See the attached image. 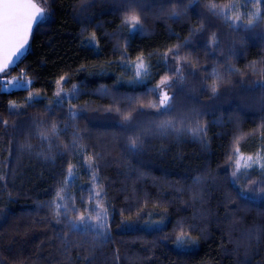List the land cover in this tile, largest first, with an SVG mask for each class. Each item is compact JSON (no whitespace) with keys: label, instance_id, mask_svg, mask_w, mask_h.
<instances>
[{"label":"trees","instance_id":"16d2710c","mask_svg":"<svg viewBox=\"0 0 264 264\" xmlns=\"http://www.w3.org/2000/svg\"><path fill=\"white\" fill-rule=\"evenodd\" d=\"M37 1L0 74V264H264V167L236 170L264 161V0Z\"/></svg>","mask_w":264,"mask_h":264},{"label":"water","instance_id":"95a60500","mask_svg":"<svg viewBox=\"0 0 264 264\" xmlns=\"http://www.w3.org/2000/svg\"><path fill=\"white\" fill-rule=\"evenodd\" d=\"M45 14L37 0H0V74L16 67L26 55Z\"/></svg>","mask_w":264,"mask_h":264},{"label":"rangeland","instance_id":"374dc122","mask_svg":"<svg viewBox=\"0 0 264 264\" xmlns=\"http://www.w3.org/2000/svg\"><path fill=\"white\" fill-rule=\"evenodd\" d=\"M252 1V0H251ZM255 1H257V0H255ZM241 6H242V3L240 4ZM257 8V5H255V9ZM231 17H232V19L233 20H237L240 16H241V14H242V12H239V9H237V8H232L231 10ZM258 12L256 11V14H257ZM20 77H21V79L19 78V76L18 75H15L12 79H10L9 81H8V84L5 86V89L6 90H13V89H15V88H19V87H21V86H25V85H29V82L28 81H23V79H24V76H21L20 75ZM101 134H108V135H110L111 137H112V139H114L115 138V133L114 132H112V131H103V133H101ZM253 157V156H252ZM257 157V156H256ZM256 157H253V160L250 162V166H248V167H245V166H241V167H237L236 166V170L237 171H240V170H244V176H245V180H248L249 182L251 181V174H252V168H254L255 166H261L260 167V169L259 170H262V167H264V161L262 162V161H257V159H256ZM119 164V163H118ZM241 164H243V161H241ZM121 165H124V164H120V166ZM126 165V164H125ZM127 176V175H126ZM210 177L209 176H207V179H209ZM195 181V180H194ZM196 187L198 188L199 186L201 187V184H199L197 181H196ZM199 192V191H198ZM99 206H98V209H100V210H102L101 208H102V203H99L98 204ZM100 210L98 211V213L97 214H95V218H96V220L98 221V222H102L101 224H102V226L101 227H103V221H101L102 219H103V216H106L105 215V213H103V212H105V211H101V213H100ZM207 213V210H205V211H203V213H202V216H207V218L209 217V219L211 218L208 214H206ZM100 214V215H99ZM232 218H234L233 216H232ZM90 221V220H89ZM94 222H95V220H94Z\"/></svg>","mask_w":264,"mask_h":264},{"label":"snow or ice","instance_id":"6c2138e0","mask_svg":"<svg viewBox=\"0 0 264 264\" xmlns=\"http://www.w3.org/2000/svg\"><path fill=\"white\" fill-rule=\"evenodd\" d=\"M127 22L134 26L138 22V17L129 16V17H127ZM143 68H144V64L143 63L138 64L137 65V69H138L137 73L139 74L140 73L139 70L143 69ZM125 118H127V117H125ZM237 151H239V149H237ZM252 160H253L252 156L249 155V156L245 157L243 154H241L240 158L237 160V167L238 168L241 167V166L248 167V166H250V162ZM241 161H243V164H241ZM181 235H183V234H181Z\"/></svg>","mask_w":264,"mask_h":264}]
</instances>
